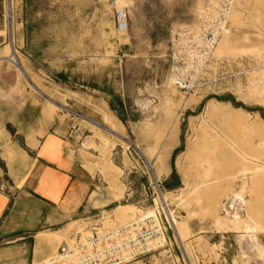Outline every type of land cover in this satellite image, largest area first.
Returning a JSON list of instances; mask_svg holds the SVG:
<instances>
[{"label":"rangeland","instance_id":"obj_1","mask_svg":"<svg viewBox=\"0 0 264 264\" xmlns=\"http://www.w3.org/2000/svg\"><path fill=\"white\" fill-rule=\"evenodd\" d=\"M204 1L121 0L124 33L108 0L1 6L0 122L34 108L61 123L115 199L54 233L46 256L143 214L158 184L169 238L125 264H264V0H234L211 61L176 47Z\"/></svg>","mask_w":264,"mask_h":264},{"label":"crops","instance_id":"obj_2","mask_svg":"<svg viewBox=\"0 0 264 264\" xmlns=\"http://www.w3.org/2000/svg\"><path fill=\"white\" fill-rule=\"evenodd\" d=\"M21 111L0 122V264L41 259L69 221L115 202L61 123Z\"/></svg>","mask_w":264,"mask_h":264},{"label":"built area","instance_id":"obj_3","mask_svg":"<svg viewBox=\"0 0 264 264\" xmlns=\"http://www.w3.org/2000/svg\"><path fill=\"white\" fill-rule=\"evenodd\" d=\"M5 1L0 0V8ZM108 1L114 7L117 31L126 32L127 10L117 6L120 0ZM233 2L234 0H205L195 26L184 25L175 29V34L179 37L176 47L191 53V57L194 53L202 52L204 59L211 61L219 38L227 32ZM174 82L184 92L194 89V85L182 77L177 76ZM153 194L152 204L143 203L140 206L143 214L104 231L93 227L72 245L62 242L54 253L39 259L36 264H125L164 246L169 238L171 225L166 218V222L164 221L160 211L163 196L158 184L153 188Z\"/></svg>","mask_w":264,"mask_h":264},{"label":"bare ground","instance_id":"obj_4","mask_svg":"<svg viewBox=\"0 0 264 264\" xmlns=\"http://www.w3.org/2000/svg\"><path fill=\"white\" fill-rule=\"evenodd\" d=\"M241 201H242V196L240 194L233 196V201L231 204H232V209L234 210V212H235V210H238V207H239Z\"/></svg>","mask_w":264,"mask_h":264}]
</instances>
